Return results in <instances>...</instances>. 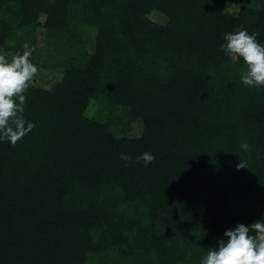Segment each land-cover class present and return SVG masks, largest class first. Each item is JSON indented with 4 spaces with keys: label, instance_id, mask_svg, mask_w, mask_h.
<instances>
[{
    "label": "trees",
    "instance_id": "obj_1",
    "mask_svg": "<svg viewBox=\"0 0 264 264\" xmlns=\"http://www.w3.org/2000/svg\"><path fill=\"white\" fill-rule=\"evenodd\" d=\"M241 25L264 45V0H0V55L61 70L0 141V264H201L264 220V86L220 47Z\"/></svg>",
    "mask_w": 264,
    "mask_h": 264
},
{
    "label": "clouds",
    "instance_id": "obj_2",
    "mask_svg": "<svg viewBox=\"0 0 264 264\" xmlns=\"http://www.w3.org/2000/svg\"><path fill=\"white\" fill-rule=\"evenodd\" d=\"M258 33L249 34L241 25L232 33H225L221 50L234 60L241 59L246 70L240 79L245 86H264V45L257 42ZM35 51L27 43L23 52L16 53L9 61L0 55V141L15 146L18 141L30 133L35 124L24 118L26 105L25 93L31 87L38 68L30 61ZM248 143H242L241 149L247 151ZM121 160L131 161L132 157L121 153ZM155 160L150 152L141 153L136 161L148 166ZM247 167V161L241 159L237 170ZM225 239L218 241L215 248H207V254L201 264H264V220L258 219L249 225L237 224L234 229L225 231Z\"/></svg>",
    "mask_w": 264,
    "mask_h": 264
},
{
    "label": "rangeland",
    "instance_id": "obj_3",
    "mask_svg": "<svg viewBox=\"0 0 264 264\" xmlns=\"http://www.w3.org/2000/svg\"><path fill=\"white\" fill-rule=\"evenodd\" d=\"M232 11H235L237 9H235L234 6H230ZM152 17L158 21H165V17L162 16L160 13L158 12H152ZM1 55H5L7 59L9 58V55H7L6 52H2ZM61 77V70L59 69H49V68H38V74L36 75V80L39 84L43 85V86H49L54 84L55 82H57ZM88 113L91 116H95L98 113V107L97 104L93 103L89 109H88Z\"/></svg>",
    "mask_w": 264,
    "mask_h": 264
}]
</instances>
